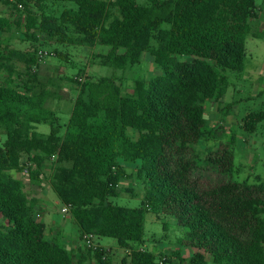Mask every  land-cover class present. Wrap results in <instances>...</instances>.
Listing matches in <instances>:
<instances>
[{"label": "trees", "instance_id": "obj_1", "mask_svg": "<svg viewBox=\"0 0 264 264\" xmlns=\"http://www.w3.org/2000/svg\"><path fill=\"white\" fill-rule=\"evenodd\" d=\"M139 1L0 0L19 12L18 24L34 50L0 45V71L10 77L0 83V264H73L63 242L47 239L45 223L35 218L36 201L12 174L26 166L30 185L41 187L53 157L50 185L80 236L115 239L128 251L124 264H159L157 254L140 246L149 213L172 219L183 232L180 243L195 250L190 264H209L208 258L212 264H264V180L233 179L234 136L205 157L198 149L216 132L205 103L224 92L226 72L244 70L247 38L259 17L255 0ZM50 3L74 7L56 14ZM44 39L107 47L95 54L100 66L121 71L150 53L160 74L137 81L134 96L124 95L115 77L72 81L78 96L68 123L61 125L46 106L49 95L34 91L36 75L30 73L38 63L36 45ZM185 54L193 61L180 63L177 58ZM14 61L27 68L22 83L12 78ZM243 122L245 131L255 133L264 112ZM42 124L50 127L47 135L37 131ZM121 160L140 162L144 197L138 208L111 202L129 178ZM201 170L227 179L204 181L197 176ZM92 252L97 264H112L104 248Z\"/></svg>", "mask_w": 264, "mask_h": 264}, {"label": "rangeland", "instance_id": "obj_2", "mask_svg": "<svg viewBox=\"0 0 264 264\" xmlns=\"http://www.w3.org/2000/svg\"><path fill=\"white\" fill-rule=\"evenodd\" d=\"M139 3L146 5L148 0H140ZM255 3L260 15L259 22L264 27V0H255ZM66 4L68 5L50 3L49 11L60 14L65 8L74 7L72 3ZM0 18L5 20L4 29H0V45L10 50L34 52L30 40L25 36L24 28L18 24L19 12L14 7L0 2ZM156 46L157 43L153 40L152 47ZM103 50H108V48L59 45L50 39L40 40L36 45L38 63L37 67L30 72L31 75H36L34 91L38 94L49 95L46 106L57 113L61 125L68 123L78 96V85L72 81L77 79L84 82L85 80H98L101 77H115L122 87L123 94L134 96L137 81L150 80L160 74V69L156 66L150 53L143 56L139 65L124 71L102 67L95 54L102 53ZM246 51L247 59L243 72H226L228 94L225 100L226 103L231 104L230 109L231 114L234 115L233 123L235 124L232 129L235 134L233 150L236 168L233 179L241 181L242 177L250 176L248 181L254 182L255 178L264 180V122L258 125L255 133L245 131L242 126L245 117L249 114L264 112V94L260 97L257 96L258 88L264 86V76L260 78L258 73H255L256 67L264 64V32L258 40L251 37L247 39ZM60 55L67 56L68 60L62 59L59 57ZM177 60L186 64L192 62L193 58L189 54H185L179 56ZM14 68L15 74L12 78L15 82L22 83L28 79L27 68L24 64L14 61ZM8 78L10 77L6 71L1 70L0 83L5 82ZM207 110L210 112L209 107ZM210 113L213 115L215 112ZM209 121L211 123L212 118ZM38 128L40 133L48 134L50 132L48 125H38ZM128 134L135 139L138 137V134L133 130H129ZM231 137L229 135L225 138L219 128L216 130L214 138L206 143H201L198 149L205 157L210 148H218L221 144L232 142ZM28 159L27 155L22 157L23 165L28 163ZM52 160L48 161L44 167L41 187L30 185L29 175L25 174L26 171H29L26 166L21 172L12 174L24 181L29 198L36 201L35 218L37 221H45L47 239H59L63 242L73 255V264H97L93 258L92 251L94 249L89 248L87 242L80 236L70 213L63 211L64 207L58 201L56 193L50 185V178L55 166L54 158ZM120 165L125 169L129 178L120 183L122 193L119 197L111 199V202L122 207L138 208L142 205L144 197V186L137 176L140 162L121 160ZM197 176L204 181L218 183L227 179L225 176L204 170L199 171ZM183 238V232H179L172 219L162 216L161 219H158L149 213L146 215L145 236L140 246L157 254L159 264L165 258L169 261L167 264H190L195 250L187 247V243H180L179 240ZM92 241L109 253L112 257V264H124L123 261L127 259L128 251L122 249L115 239L94 237ZM209 264L212 262L209 261Z\"/></svg>", "mask_w": 264, "mask_h": 264}, {"label": "crops", "instance_id": "obj_3", "mask_svg": "<svg viewBox=\"0 0 264 264\" xmlns=\"http://www.w3.org/2000/svg\"><path fill=\"white\" fill-rule=\"evenodd\" d=\"M259 18H260V15H259L257 20H254L252 22V35L249 36L255 40H258L263 35V32H264V27L260 24ZM246 59H247V56H246ZM255 73H258V76L260 78H262L264 76V64L262 66L256 67ZM227 94H228V88L226 87L223 93H221L220 95H218L214 99L209 100L205 103L206 119L208 120L210 127L215 129V130L221 128L223 136L225 138H227L229 135L232 137L233 136L235 137V134L233 133V130H232L235 127V124L233 123L234 115L231 114L232 113V111L230 109L231 104L226 103V100H225ZM263 94H264V86H261L257 90V96L260 97ZM207 107L210 108V110H209L210 112H215V113L212 115L210 112H208ZM208 116L210 118H212L211 123L209 121L210 118ZM37 131L39 132L38 127H37ZM41 134H45V133H41ZM45 135H47V134H45ZM215 135H216V132L214 133V136ZM235 171H236V168H235ZM240 176L242 177L241 173H240ZM242 178H243V180H241L240 182H245V181H248V179H250V176H248V177L246 176L245 178L244 177H242ZM237 181H239V180H237ZM255 181L261 182V180H258L257 178L254 179V182H250V181H248V182L254 184V183H256ZM259 182H257V183H259ZM57 198H58V196H57ZM58 201L61 203L59 198H58ZM77 231H78V228H77ZM208 261H211V259L208 258Z\"/></svg>", "mask_w": 264, "mask_h": 264}, {"label": "built area", "instance_id": "obj_4", "mask_svg": "<svg viewBox=\"0 0 264 264\" xmlns=\"http://www.w3.org/2000/svg\"><path fill=\"white\" fill-rule=\"evenodd\" d=\"M53 158L55 159V157H53ZM25 174H26V175H29V171H26ZM63 211H64V212H69L68 208H65V207H64ZM83 238H84V240L87 242V246H88L89 248H92V249H94V250H96V249L98 248V246L92 241L93 238H94L93 236L84 235ZM164 260H165V259H164ZM164 260L161 261L160 264H163Z\"/></svg>", "mask_w": 264, "mask_h": 264}]
</instances>
